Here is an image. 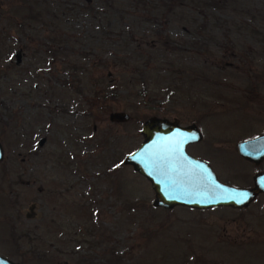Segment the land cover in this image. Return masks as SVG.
<instances>
[{
	"label": "rangeland",
	"instance_id": "obj_1",
	"mask_svg": "<svg viewBox=\"0 0 264 264\" xmlns=\"http://www.w3.org/2000/svg\"><path fill=\"white\" fill-rule=\"evenodd\" d=\"M190 1L170 15L160 0H0L1 256L264 264V193L241 209L155 207L122 163L159 117L201 132L187 150L224 183L264 169L235 148L264 132V0Z\"/></svg>",
	"mask_w": 264,
	"mask_h": 264
},
{
	"label": "water",
	"instance_id": "obj_2",
	"mask_svg": "<svg viewBox=\"0 0 264 264\" xmlns=\"http://www.w3.org/2000/svg\"><path fill=\"white\" fill-rule=\"evenodd\" d=\"M107 117L109 121L122 122L128 114L111 111ZM139 132L141 142L125 154L122 163L147 180L155 207L241 209L264 193V170L253 174L251 186H234L220 181L206 161L188 154L185 147L201 139L194 125L181 126L165 118L149 117L142 122ZM235 148L240 157L258 164L264 158V133L237 141ZM0 264L18 263L0 255Z\"/></svg>",
	"mask_w": 264,
	"mask_h": 264
},
{
	"label": "trees",
	"instance_id": "obj_3",
	"mask_svg": "<svg viewBox=\"0 0 264 264\" xmlns=\"http://www.w3.org/2000/svg\"><path fill=\"white\" fill-rule=\"evenodd\" d=\"M161 8L166 10V13L172 15L174 13H178L177 9L181 6V4H178L184 0H160ZM190 2L194 3L195 0H191ZM177 8V9H176ZM174 39H171L169 36H163L159 39V43H161V46L168 51V54L171 55L174 51ZM166 69V68H165Z\"/></svg>",
	"mask_w": 264,
	"mask_h": 264
},
{
	"label": "flooded vegetation",
	"instance_id": "obj_4",
	"mask_svg": "<svg viewBox=\"0 0 264 264\" xmlns=\"http://www.w3.org/2000/svg\"><path fill=\"white\" fill-rule=\"evenodd\" d=\"M39 1H37V2H35V5L37 6V5H39V3H38ZM38 7V6H37ZM43 16H42V18L41 19H39V17L42 15L41 14V12L38 10L37 11V13H35V14H32L31 15V18H35V19H38L40 22H42L43 20H45V18H48L49 19V13L47 12V9L45 8L43 11ZM15 59H16V56H15ZM198 130V129H197ZM199 131V130H198ZM200 132V131H199ZM262 133H264V132H262ZM261 134V133H260ZM200 135H201V132H200ZM202 136V135H201ZM253 137H255V136H253ZM253 137H249V138H246V139H250V138H253ZM242 140H245V139H242ZM240 141V140H239ZM196 143H198V142H194V143H189L187 146H189V145H195ZM237 143V142H236ZM42 144V142L40 143V140L38 141V145H41ZM1 145V144H0ZM187 146L185 147V150H186V152L188 153V154H190V155H192V156H194V157H197V158H200V159H202V160H204V161H206L207 162V160L205 159V158H202V157H199V156H197L196 154H193V153H191V152H189L188 150H187ZM2 154H3V151H2V148H1V159H2ZM242 158V157H241ZM0 159V160H1ZM245 160V159H244ZM264 160V158L261 160V161H263ZM247 161V160H246ZM248 162H250V161H248ZM208 164H209V162H207ZM210 167H211V165H209ZM211 169L213 170V168L211 167ZM261 170H264V169H260V170H258V171H261ZM213 172H214V170H213ZM257 172V171H256ZM255 172V173H256ZM215 173V172H214ZM253 176V175H252ZM33 208H34V206H33ZM32 211H33V209H30V207H28V213H25V215H28V217H31L33 214H32ZM24 215V216H25ZM26 217V216H25ZM39 217V216H38Z\"/></svg>",
	"mask_w": 264,
	"mask_h": 264
},
{
	"label": "snow or ice",
	"instance_id": "obj_5",
	"mask_svg": "<svg viewBox=\"0 0 264 264\" xmlns=\"http://www.w3.org/2000/svg\"><path fill=\"white\" fill-rule=\"evenodd\" d=\"M237 202H241V201H237Z\"/></svg>",
	"mask_w": 264,
	"mask_h": 264
}]
</instances>
